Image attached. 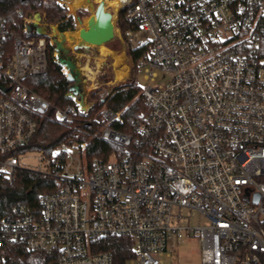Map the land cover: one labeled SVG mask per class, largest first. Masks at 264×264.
I'll return each mask as SVG.
<instances>
[{
  "label": "built area",
  "instance_id": "built-area-1",
  "mask_svg": "<svg viewBox=\"0 0 264 264\" xmlns=\"http://www.w3.org/2000/svg\"><path fill=\"white\" fill-rule=\"evenodd\" d=\"M119 2L117 13L137 23L132 45H151L135 63L149 111L133 132L119 130L122 112L106 105L88 116L95 102L81 72L64 108L34 92L25 80L51 60L68 79L56 47L64 33L34 14L14 34L0 16V186L20 170L58 186L40 195L38 214L19 204L0 219V247L24 243L55 264H115L94 243L126 236L131 262L166 264L178 243L197 239L201 264H264V0ZM47 118L76 137L23 151ZM95 139L112 146L108 159L90 160ZM35 154L37 167L22 163ZM176 208L209 224L183 225Z\"/></svg>",
  "mask_w": 264,
  "mask_h": 264
},
{
  "label": "trees",
  "instance_id": "trees-1",
  "mask_svg": "<svg viewBox=\"0 0 264 264\" xmlns=\"http://www.w3.org/2000/svg\"><path fill=\"white\" fill-rule=\"evenodd\" d=\"M126 12V9H123L119 13L121 19L119 31L127 43L128 55L133 62L134 72H136L135 63L149 53L151 45L149 43L139 47L132 45L129 33L137 28V23L127 20ZM80 13L85 14L83 11ZM34 14L44 15L47 22L57 25L61 33L73 31L76 28V19L69 15L68 9L61 3V0H0V16L14 34L22 35L25 19ZM25 82L34 92L48 99L56 108H64L72 102L67 96L71 81L64 76L61 66L52 60L46 74L27 78ZM141 89L134 80L125 87L114 89L105 100L95 102L88 116L94 117L106 105L114 111L122 112L123 123L118 125V129L123 132H133L137 122L142 120L149 111L147 103L139 95ZM99 119V117L95 119V124H97L94 126L95 129L98 128ZM75 137L72 129L55 122L52 118H47L40 122L34 141L25 146L23 151L45 150L50 152L59 143L71 142ZM77 138L80 141L86 140L85 137ZM111 149L112 146L108 143L95 139L89 146L90 160L108 159ZM57 187L56 181L50 177L25 170L18 171L13 184L0 186V219L10 216L12 209L19 204L27 205L32 212L38 214L40 195L52 193L57 190ZM132 246L130 238L112 236L94 243V250L112 253L115 264H128L133 258ZM55 263L56 260L52 256L44 252L31 251L24 243L0 247V264Z\"/></svg>",
  "mask_w": 264,
  "mask_h": 264
},
{
  "label": "rangeland",
  "instance_id": "rangeland-1",
  "mask_svg": "<svg viewBox=\"0 0 264 264\" xmlns=\"http://www.w3.org/2000/svg\"><path fill=\"white\" fill-rule=\"evenodd\" d=\"M68 1L69 0H62L61 3L68 9L69 15L76 19V28L73 31L64 32V36L59 34L58 37H56L61 48L68 51V56L64 55V51L58 52V55L59 58L69 59L76 66V70L82 73V79H84L83 87L86 93L90 94V99H92L93 102L103 101L114 89L125 87L131 83L132 80L136 81L141 88L147 86L148 82L143 79L142 74L134 72L133 62L128 55L127 43L119 31L121 22L119 14L117 13L118 15L113 19V24H115L116 27V37L111 43L107 44L105 47H85L76 39V32L79 28L87 25V20L93 15L94 9L89 5V2L83 1L77 9L72 10ZM97 2H100V0H94V2H92L93 6L97 5ZM113 9L110 8L109 11L113 13ZM81 11L85 12V14L82 15L80 13ZM29 17H27V19ZM79 17L81 21L78 19ZM53 26L58 29L57 25ZM116 55H123L125 62L123 68H116ZM85 65H89L95 72V81L91 77L93 81L83 76V72L85 71L82 70ZM116 73H122L125 77L117 80ZM97 83V89L92 90ZM93 93H95L94 96H92ZM22 163L30 167H37L39 164L37 154L23 158ZM175 213H179L183 216V225L204 226L209 224V220L205 216L194 210H178L176 208ZM175 250V260L165 257L164 260L166 264H201V244L197 239L180 242ZM128 264L136 263L130 261Z\"/></svg>",
  "mask_w": 264,
  "mask_h": 264
},
{
  "label": "water",
  "instance_id": "water-1",
  "mask_svg": "<svg viewBox=\"0 0 264 264\" xmlns=\"http://www.w3.org/2000/svg\"><path fill=\"white\" fill-rule=\"evenodd\" d=\"M92 8L94 9L93 15L87 20V25L85 27L77 30L76 39L85 47H105L116 37V27L113 24V13L107 10L104 1H101ZM38 17H41V15L39 14ZM37 33L39 35L43 34L41 28L37 29ZM62 36H64V34H62ZM56 47L58 52H66L61 48L58 41L56 42ZM59 63L65 65L70 70L68 80L78 83L80 80V71L76 70V66L67 58H59ZM257 199L258 197L255 202H257Z\"/></svg>",
  "mask_w": 264,
  "mask_h": 264
},
{
  "label": "bare ground",
  "instance_id": "bare-ground-1",
  "mask_svg": "<svg viewBox=\"0 0 264 264\" xmlns=\"http://www.w3.org/2000/svg\"><path fill=\"white\" fill-rule=\"evenodd\" d=\"M83 1H86V2H89V5H91L92 7H94L93 6V4H92V2H94V0H69L68 1V4L71 6V9L72 10H75V9H77L79 6H80V4H81V2H83ZM99 1V0H98ZM101 1H104L105 2V5H106V7L108 6L109 8H114L113 9V19H115V16H117V12H118V9H119V5H120V2H119V0H100V2ZM100 2H97V4L98 3H100ZM90 7V6H89ZM114 26H115V24H114ZM68 36V35H67ZM68 38V37H67ZM102 47V46H101ZM124 59H123V55H116V57H115V66H116V68L118 69V68H123L124 67ZM68 68L67 67H65L64 68V72H68V70H67ZM85 72H86V74H91V78L94 80L95 78H94V76H95V72L90 68V66L89 65H86L85 66ZM125 76L122 74V73H116V79L117 80H119L120 78H124ZM94 84V83H93Z\"/></svg>",
  "mask_w": 264,
  "mask_h": 264
},
{
  "label": "flooded vegetation",
  "instance_id": "flooded-vegetation-1",
  "mask_svg": "<svg viewBox=\"0 0 264 264\" xmlns=\"http://www.w3.org/2000/svg\"><path fill=\"white\" fill-rule=\"evenodd\" d=\"M64 55L68 56V51L64 52Z\"/></svg>",
  "mask_w": 264,
  "mask_h": 264
},
{
  "label": "crops",
  "instance_id": "crops-1",
  "mask_svg": "<svg viewBox=\"0 0 264 264\" xmlns=\"http://www.w3.org/2000/svg\"><path fill=\"white\" fill-rule=\"evenodd\" d=\"M124 57H125V56H124ZM125 59H126V58H125ZM85 66H86V65H85ZM85 66H84V69H85ZM126 66H127V65H126ZM84 69H83V71H85Z\"/></svg>",
  "mask_w": 264,
  "mask_h": 264
}]
</instances>
